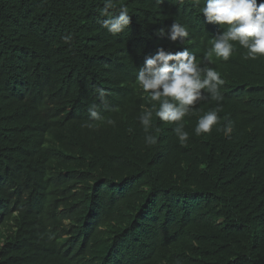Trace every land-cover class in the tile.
Instances as JSON below:
<instances>
[{"label": "trees", "instance_id": "16d2710c", "mask_svg": "<svg viewBox=\"0 0 264 264\" xmlns=\"http://www.w3.org/2000/svg\"><path fill=\"white\" fill-rule=\"evenodd\" d=\"M193 3L114 0L132 22L113 35L104 0H0V264H264V58L211 57L223 99L184 118L186 146L175 123L138 120L145 57L200 60L219 32ZM173 22L186 41L157 36Z\"/></svg>", "mask_w": 264, "mask_h": 264}, {"label": "clouds", "instance_id": "9594fccd", "mask_svg": "<svg viewBox=\"0 0 264 264\" xmlns=\"http://www.w3.org/2000/svg\"><path fill=\"white\" fill-rule=\"evenodd\" d=\"M193 6L198 8L207 24L219 26L218 34L210 40L211 48L198 60L195 53L187 48L173 52L157 47L153 55L145 57L135 73L136 83L150 104V107L141 106L138 117L145 133L152 127L155 115L160 121L175 123L174 132L181 146H186L189 140L184 118L196 112V104L207 99L216 102L223 99L220 89L225 81L214 67L208 66L211 57L214 55L228 61L239 46L245 50V60L264 58V0H194ZM113 7L114 0H104L100 15L107 17L103 27L116 35L129 28L132 16L126 5L119 8L118 15L110 12ZM156 34L167 36L172 42L186 41L190 35L188 27L179 22L160 28ZM63 40L68 44L72 36H64ZM98 91L103 101L105 93ZM220 110L214 108L199 116L194 129L197 136L212 132L220 120ZM88 111L92 119L100 118L96 105L90 106ZM108 123L114 122L109 120ZM222 130L225 136H230L232 122L229 121ZM144 140L148 146L157 143L154 135H146Z\"/></svg>", "mask_w": 264, "mask_h": 264}, {"label": "bare ground", "instance_id": "6f19581e", "mask_svg": "<svg viewBox=\"0 0 264 264\" xmlns=\"http://www.w3.org/2000/svg\"><path fill=\"white\" fill-rule=\"evenodd\" d=\"M81 241V240H80Z\"/></svg>", "mask_w": 264, "mask_h": 264}]
</instances>
